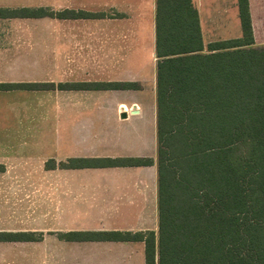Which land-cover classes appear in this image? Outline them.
<instances>
[{
	"label": "trees",
	"instance_id": "16d2710c",
	"mask_svg": "<svg viewBox=\"0 0 264 264\" xmlns=\"http://www.w3.org/2000/svg\"><path fill=\"white\" fill-rule=\"evenodd\" d=\"M237 7L241 37L205 49L193 0H155L157 231L75 232L67 241L143 242L144 264H264V46L254 44L248 0H237ZM49 16L41 8H0V19ZM46 87L0 84V91ZM59 87L138 88L128 82ZM152 164L74 158L62 168Z\"/></svg>",
	"mask_w": 264,
	"mask_h": 264
},
{
	"label": "crops",
	"instance_id": "0c3cea01",
	"mask_svg": "<svg viewBox=\"0 0 264 264\" xmlns=\"http://www.w3.org/2000/svg\"><path fill=\"white\" fill-rule=\"evenodd\" d=\"M47 1L75 4L81 0ZM202 1L193 0L203 35ZM98 2H105V4L103 7L100 6L99 10L86 11L87 14L96 17L77 19L75 17L72 18L70 14L58 19L57 30L58 34L61 35L63 46H72L78 59L76 60L69 54L63 53L62 59L54 64L57 68L63 67L61 71L57 69V74L62 77L63 82H68L72 75L70 67L81 68L85 70L83 71L85 74L82 75L80 80L73 81V83L78 84L82 81L89 82L87 78L92 71L97 74L99 69L102 72L104 70L106 73L111 70V76L113 77L106 79V83L128 82L136 84L138 88L136 90H59L46 92L45 90H25L27 93L40 95L35 99L36 107L33 112L41 114L42 126L40 131L44 135L45 116L47 114L50 112L54 113V109H56L60 116V113L66 112L67 109L76 104L80 97L86 95L104 94L107 99L111 100L109 102L110 111L115 114L117 119H119V116L120 119H127L129 115H138L142 111L141 101L136 97L143 89L141 77L139 74H135V71L128 69L126 60L131 47L134 46L135 49H140V35L145 30L146 20H149L152 28L155 26V0H98ZM248 3L255 41V18L259 16L264 18V0H248ZM78 8L80 7L67 6L65 10H71V12L77 14L79 11L81 12V9ZM231 10L238 15L237 0L232 1L229 7L221 11L222 17L213 16V18L224 19L223 26L225 27L227 24L226 19L228 20V12ZM84 11L82 12L85 13ZM23 31L27 33L26 27H5L0 29V35L6 36L0 40L2 44L0 45V65L4 63L2 60H5L8 49L15 45V39L11 36L23 34ZM11 59L12 57L8 58L6 63L14 64ZM139 60L140 58L136 57L137 64ZM87 66L89 69H87ZM115 69L116 74L114 73ZM45 81L53 82L51 77L45 79ZM153 82L155 93V70ZM22 83L27 82L22 80L3 82L0 77V84ZM16 90L0 91V93H12ZM154 101V122L151 129H136L131 135L126 133L123 139L125 145L118 149L117 152L110 153L106 151L101 156L95 154V148L92 146L94 140L91 141L92 135L88 128L86 135L82 139L79 134L82 128H78V125L74 126L75 128L70 131L69 138H66L65 128L63 130L64 134L58 128V151L50 158H65L68 160L74 158H145L153 161V164L149 166L96 169L101 171L100 175L106 176L105 180L109 181H106L107 183L105 182L101 187L98 184L79 182L81 175H88L87 173H89L88 170L90 169H63L58 170L56 173H45L44 171L41 176L43 179L42 185L35 187L33 185V172L12 170L11 167L3 165V162H5L4 158H32L31 155L18 153L13 140L0 141V165L5 166L4 170L0 172V264H35L33 251H24L27 247L37 242L45 243V239L48 236L46 235L47 233L77 230L73 229V227H68L66 224H64L63 229L55 227L56 223L50 221L55 213H57V219H60L62 215L77 211L79 208L84 211L97 209L101 212L103 218H108L112 221V225L99 227L100 229L96 230L131 234L157 231L156 98ZM122 115H125V118H122ZM103 145H107V143ZM84 147L85 149L82 151ZM116 147H119V145ZM42 158H45V156ZM49 174L55 175L53 178L57 179L52 186H47L45 183V175ZM89 175L92 174L90 173ZM17 180H25V183ZM85 230L95 229H79L77 231ZM37 233L41 234V239H35V234ZM14 234H21L22 236H11ZM55 240L56 242H62L63 245L75 244L79 245V249H81L80 247L85 249L86 254H83L85 262L80 261L82 257H79V260H75L77 257L73 256L69 264H104L98 261L97 252L93 251L92 248L85 247V245L95 243H97L95 245H98V243L103 242H76L67 241L65 238ZM105 243L121 249H137L144 254L143 242ZM122 258H128L129 260L130 257L124 256ZM40 259L41 264H67L64 255L56 256L48 252L43 253ZM110 264L119 263L111 262Z\"/></svg>",
	"mask_w": 264,
	"mask_h": 264
},
{
	"label": "rangeland",
	"instance_id": "374dc122",
	"mask_svg": "<svg viewBox=\"0 0 264 264\" xmlns=\"http://www.w3.org/2000/svg\"><path fill=\"white\" fill-rule=\"evenodd\" d=\"M234 0H203L201 9L202 27H203V44L205 49L207 45L215 41H223L236 39L241 37V26L239 16L235 11L228 12V20L224 27V19L213 18V16L222 17L221 11L229 7ZM105 2L98 0H81L75 4H65L59 2H48L47 0H6L0 1V8L7 10L44 9L51 14L49 17L43 18H27L21 19H0V29L5 27H26L27 33L12 35L15 39V45L8 49L5 55L4 63L0 65V77L3 82H16L22 80V84H42L49 86L46 91L69 90L68 88L59 89V86L69 87L75 83L74 80H80L85 73L81 68L70 67L72 75L68 82H63L62 77L58 76V70L54 66L56 62L62 59L63 53L69 54L72 58L78 59L72 46H63L61 35L58 34V19L71 14V10H65V7H80L81 12L85 13L99 10ZM231 8V6H230ZM148 9V8H147ZM149 10V9H148ZM87 11V12H86ZM78 12V11H77ZM80 12V11H79ZM149 15V13H148ZM208 16V17H207ZM151 18V17H148ZM145 30L140 35L139 50L134 46L130 48V53L126 60L129 70L135 71L141 77L142 91L136 95L141 101L142 111L138 115H129L127 119L116 118L115 114L110 111L111 100L107 99L104 94L94 96H82L76 101L75 105L67 109L66 112L58 114V110L54 109V113L50 112L45 116V135L41 133L42 126L41 114L34 113L36 107L35 99L37 96L27 93L24 89H17L12 93H0V141L6 142L13 140L18 153L31 155L32 158H4L3 165L11 167L12 170L31 171L33 172V185L40 187L42 185V173L57 172L63 170V164H67L68 159L50 158L58 151V128L64 134L65 128L66 138H69L70 131L74 126L82 128L79 132L82 139L87 133V128L92 135L91 141L94 153L97 155L104 154L106 151L110 153L117 152L125 142L123 141L126 133L131 135L136 129L150 130L154 122V100L155 93L153 90V75L156 66L154 53V36L155 26L152 28L149 20H146ZM255 41L256 47L264 46V18H255ZM0 35V40L5 38ZM17 44V47H16ZM0 45L1 42H0ZM138 51V52H137ZM12 63H6L11 58ZM136 57L140 60L136 61ZM17 62V64H15ZM136 65V66H135ZM87 69L89 67L87 66ZM88 72V71H87ZM116 74V69L114 71ZM114 75V74H113ZM51 77L53 82H46L45 79ZM111 76V70L106 73L99 69V73L93 71L87 78L89 82H81L83 84L106 83V79ZM35 82V83H33ZM39 82V83H37ZM52 86V87H51ZM28 91V90H27ZM98 91V90H85ZM51 110V108H50ZM53 110V109H52ZM148 134V132H146ZM107 143V145H103ZM119 147H116L118 146ZM85 147L82 149L84 151ZM63 153V152H62ZM45 156V158H42ZM58 157V154H57ZM5 167V166H4ZM108 171V170H106ZM88 175H81L79 182L98 184L100 187L107 181L105 177L100 175L101 171L96 169L88 170ZM92 175H89V174ZM48 176V177H47ZM55 175H45V183L47 186L55 183ZM25 183V180H17ZM78 181V180H76ZM109 182V181H107ZM106 182V183H107ZM96 186V185H94ZM82 207V206H81ZM51 217V222L56 223L54 226L63 229L64 224L73 229H95L85 231H61L50 232L46 235L45 243L37 242L27 247L24 251H33L35 264H41V256L43 253L55 254L56 256L64 255L67 264L71 263V257H82L81 262H85L83 254L85 249L79 245L69 244L63 245L62 242H56L55 239L65 238L66 234L75 232H109L100 229L104 226H111L112 221L102 217L97 209L84 211L81 208L77 211L69 212L57 219V213ZM100 227V228H99ZM57 230V229H55ZM38 234V233H37ZM35 234V239H41V234ZM55 236V237H54ZM55 238V239H54ZM95 243V242H93ZM97 244V243H95ZM85 245L97 252L98 261L104 264L116 262L119 264H144V254L137 249L110 246L108 243H98V245ZM84 246V245H80ZM94 254V253H93ZM129 255V256H128ZM130 257L122 258V257ZM123 259V260H122ZM20 263V262H18Z\"/></svg>",
	"mask_w": 264,
	"mask_h": 264
},
{
	"label": "water",
	"instance_id": "95a60500",
	"mask_svg": "<svg viewBox=\"0 0 264 264\" xmlns=\"http://www.w3.org/2000/svg\"><path fill=\"white\" fill-rule=\"evenodd\" d=\"M122 118H125V115H122Z\"/></svg>",
	"mask_w": 264,
	"mask_h": 264
}]
</instances>
